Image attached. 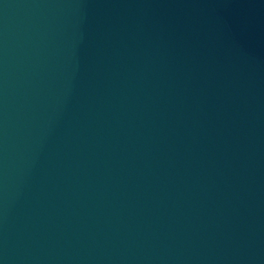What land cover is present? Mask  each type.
<instances>
[{"label":"water","instance_id":"1","mask_svg":"<svg viewBox=\"0 0 264 264\" xmlns=\"http://www.w3.org/2000/svg\"><path fill=\"white\" fill-rule=\"evenodd\" d=\"M0 264H264V0H0Z\"/></svg>","mask_w":264,"mask_h":264}]
</instances>
